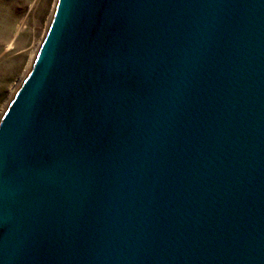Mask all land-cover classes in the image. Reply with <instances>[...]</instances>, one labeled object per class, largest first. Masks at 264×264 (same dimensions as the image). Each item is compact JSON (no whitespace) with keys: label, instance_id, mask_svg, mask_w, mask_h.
<instances>
[{"label":"water","instance_id":"water-1","mask_svg":"<svg viewBox=\"0 0 264 264\" xmlns=\"http://www.w3.org/2000/svg\"><path fill=\"white\" fill-rule=\"evenodd\" d=\"M0 264H264V0H57L0 120Z\"/></svg>","mask_w":264,"mask_h":264},{"label":"rangeland","instance_id":"rangeland-1","mask_svg":"<svg viewBox=\"0 0 264 264\" xmlns=\"http://www.w3.org/2000/svg\"><path fill=\"white\" fill-rule=\"evenodd\" d=\"M56 2L0 0V120L13 99L10 91L22 75L33 49L39 51Z\"/></svg>","mask_w":264,"mask_h":264},{"label":"bare ground","instance_id":"bare-ground-1","mask_svg":"<svg viewBox=\"0 0 264 264\" xmlns=\"http://www.w3.org/2000/svg\"><path fill=\"white\" fill-rule=\"evenodd\" d=\"M7 49H10V45H7ZM37 53H38V49L35 48L33 49L30 57H29V60L26 64V67L24 69V71L22 72V75L20 76V78L18 79V81L15 83V85L12 87L11 91H10V97H14L17 93V91L19 90V88L22 86V84L24 83V80L25 78L27 77V75H29L31 69H32V66L34 64V61L36 59V56H37ZM3 109V108H2Z\"/></svg>","mask_w":264,"mask_h":264}]
</instances>
